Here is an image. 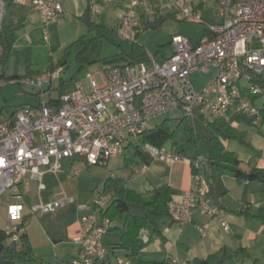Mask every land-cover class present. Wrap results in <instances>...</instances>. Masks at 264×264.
<instances>
[{"label":"built area","instance_id":"built-area-1","mask_svg":"<svg viewBox=\"0 0 264 264\" xmlns=\"http://www.w3.org/2000/svg\"><path fill=\"white\" fill-rule=\"evenodd\" d=\"M65 1L0 0V28L5 8L12 2L40 14L48 41V28L62 19ZM118 1L90 0L91 13L100 14L104 4ZM204 8L212 9L215 23L203 20ZM154 17L198 21L205 24L204 37L193 43L185 35L174 34L170 57L158 61L149 55L148 60L107 67L101 84L95 74H89L88 87L78 80L73 91L62 93L59 103L21 108L0 123V205L8 194L11 200L3 205L11 241L19 242L25 230L22 224L31 190L28 175L40 181L39 201L30 203V215L73 207L76 199L66 192L61 199L45 201V173L61 172V161L66 158L108 166L112 158L139 141L154 117L181 110L192 121L213 116L237 125L234 118L240 115L250 119L264 137V0H127L117 30L137 42L138 26L148 25ZM62 70L59 66L24 81L42 87ZM197 72L211 75L201 89L192 78ZM3 85L0 69V90ZM144 151L169 167L187 160L200 169L199 160L174 150L146 143ZM133 170L138 172V166ZM73 173L79 174V168ZM191 180V186L169 203L172 220L187 224L200 211L218 218L228 230L225 210L213 203L204 174L192 171ZM110 202V193L103 191L94 193L89 204L78 206L85 212L81 218L85 227L73 239L77 251L70 264H107L114 256L105 245L112 222L102 219ZM142 240L150 242L147 229L142 230ZM114 257L117 264H133L129 257ZM169 264L187 262L173 256Z\"/></svg>","mask_w":264,"mask_h":264},{"label":"rangeland","instance_id":"rangeland-1","mask_svg":"<svg viewBox=\"0 0 264 264\" xmlns=\"http://www.w3.org/2000/svg\"><path fill=\"white\" fill-rule=\"evenodd\" d=\"M126 1L120 0L116 3L104 4L100 14H92L90 19L87 20L86 17H83L87 9V3L86 0H81L80 10H71L62 19L49 26L48 41L39 40V43L22 50L21 53H17L12 59L10 57L11 68L20 70L23 68L22 66L27 68L28 63L33 62L34 67H39V70L43 71L47 69L51 61L58 63L63 58L66 59V65L60 74V78L53 80L52 88L49 87V84H44L43 90L39 87V96L42 93L48 94L49 92L53 96H59L60 91L67 92L74 89L77 80L84 81L88 87L87 76L89 74H95L96 80L101 84V73L105 71L107 64L117 58L125 57V53L131 52L133 46L134 39L127 35H120L117 30L123 3ZM14 10L18 14L24 9L18 6ZM8 11L10 10L8 9ZM81 11L83 12L82 14ZM211 12V8L203 9V20L207 23L216 22V17ZM6 19L7 21L10 20L9 14ZM149 21V27L143 23L138 26L136 31L138 33L137 42L145 48L148 55L154 56L158 61H162L173 54L172 35L182 34L190 38L193 43H197L205 34V24L198 21H184L173 17L165 18L162 22L155 17ZM82 38L84 41L78 42ZM94 39L98 41L94 52L95 62L81 67L77 54ZM210 77L211 75L209 74L199 72L194 73L192 76L198 89L204 87ZM62 81L63 84L61 86ZM208 118L210 120L217 119L213 116H208ZM165 120H168L171 128L175 130V138L168 142L164 148L175 152L183 148L187 157H195L196 148L189 143L191 136L188 126L192 123V120L186 118L184 113L179 110L154 117L148 122V126L149 128H155ZM237 127L247 131L246 140L248 142H250L257 131L256 127L246 124H240ZM223 143L228 150L238 153L250 151V148L237 140H224ZM142 147L144 148V145ZM197 147L200 155L196 160H199L200 169L203 173L209 156L207 140H200ZM127 160H131L134 166H138L136 174L146 171L144 165L138 163V158L134 156L131 148L127 147L123 154L112 159L111 167L116 176L132 174L131 168L126 165ZM70 162L71 160L69 159L64 160L62 162L63 168L70 169ZM154 162H156V166L164 163L162 160L154 158L150 165ZM76 166L81 168V172L78 175L62 174L61 172L58 174L45 173L43 183L47 185V194H49V197L44 198L45 201L61 199L62 193L66 192L75 197L76 204L73 207L58 209L46 215H30V204L28 203L25 210L26 221L24 223L26 233L29 235L34 248L36 260L32 261L29 255L20 253L15 260V264H70L73 255L77 251L76 246L73 244V239L77 234H73L70 230L73 225L81 221L82 216L85 214L78 206L89 204L93 199L94 193L103 192L104 179L108 175L109 169L104 165L90 166L80 162ZM156 169L159 170L161 168L156 167ZM167 169L169 168L167 167ZM168 173L169 170L165 172L163 179H168ZM27 180L31 189L29 193L30 202L37 203L39 201L40 181L31 179L30 175L27 176ZM110 197H112L111 194ZM10 200L7 194L2 198V204L0 205V230L3 231L8 230L5 206L3 204ZM109 238L119 242L120 234L119 232L112 233Z\"/></svg>","mask_w":264,"mask_h":264},{"label":"crops","instance_id":"crops-1","mask_svg":"<svg viewBox=\"0 0 264 264\" xmlns=\"http://www.w3.org/2000/svg\"><path fill=\"white\" fill-rule=\"evenodd\" d=\"M89 1L90 0H86L87 6L89 5ZM16 7L18 6L14 5L12 2L8 3L4 15V24H22V27L15 32L16 39L11 59L17 53H21L22 50L39 43V40L45 41L44 27L40 14L23 6L20 7L24 10L17 14L14 10ZM80 8L81 0H66L64 2V15L68 14L71 10H80ZM8 9L10 11H8ZM82 11L81 14L83 13ZM8 14L10 15L9 21L6 19ZM130 61H132V59L125 55V57L113 60L107 64V67L124 64ZM52 63L56 68L62 66L64 69L66 65H60L59 62L55 63L54 61H52ZM33 64V62H30L27 68L26 66H22L23 68L17 70L11 68L10 61L7 63L4 70L5 76L2 77L4 79V85L0 90V123L11 119L15 112L21 108L28 106L37 108L44 102L49 103L54 100L53 104H55L60 100L61 93L59 96H53L50 92L48 93L49 96L45 93L39 96V86L24 81L26 78H36L50 70V65L46 70L40 71L39 67H34ZM60 74L58 77L44 82V84H49V87L52 88L53 80L60 78ZM13 76H19L20 79L13 82ZM76 82L74 89L76 87ZM44 84L40 87L42 90L44 89ZM62 84L63 81L61 82V86ZM74 89L67 92H71ZM67 92L62 91V93ZM249 143L252 146L249 152L238 153L235 151L243 161L241 169L248 170L251 166L264 168V137L256 131V134L252 136ZM115 158L116 157L112 159ZM67 159L71 160L70 169H64L62 165V162ZM112 159L107 166L109 168L107 176L110 175L109 172H112V177H115L116 175L111 167ZM79 162L87 164L84 160L79 158L63 159L61 161V173L76 175L73 173L76 168H79L81 172V168L76 166ZM126 163V165L131 168L132 174L123 176L128 179L127 186L135 191L143 193L168 183L179 192L174 196L178 197L191 186L192 166L187 160H183L173 167H169L165 162L156 166V162H154L152 165L146 166V171L144 173L138 174L134 172V164L131 160H127ZM156 167H160L161 169L158 170ZM167 167L169 169H167ZM167 170H169L167 174L168 179L165 180L163 178ZM223 182L228 190L227 195L223 198V203L227 208L225 215L229 223L228 230L223 228L218 218H213L200 211L194 214L193 222L187 224L174 222L171 217H168L160 223V233H153L151 228L147 229L151 238L150 242L146 244L138 255L130 258L132 263L153 262L156 264H169V258L177 256L186 260L187 264H194L195 259L206 258L210 254L217 253L224 248H230L235 251L243 247L247 250L249 255L243 254L236 256L226 264H264V223L252 216L236 214L230 211L248 208L249 212L253 215L264 213V184L258 181L239 182L232 175L231 170H228L223 176ZM45 186L46 197H49V194H47L48 187L46 184ZM71 196L73 195L71 194ZM212 201L214 203L213 199ZM84 227V223L78 221L73 225L70 232H73L75 235L82 233ZM74 246L76 245L74 244ZM114 256H126V254L122 250H116ZM114 256H111L107 264H117Z\"/></svg>","mask_w":264,"mask_h":264},{"label":"trees","instance_id":"trees-1","mask_svg":"<svg viewBox=\"0 0 264 264\" xmlns=\"http://www.w3.org/2000/svg\"><path fill=\"white\" fill-rule=\"evenodd\" d=\"M92 13L90 6H87L83 17L90 19ZM165 18L159 19L160 22ZM150 23L147 25L149 27ZM22 27V24H3L0 28V69L1 77H4L5 67L11 57L13 47L15 44V32ZM83 38L78 42H83ZM97 39L91 40L84 48L77 54V59L81 67L87 66L95 62L94 52L97 47ZM76 44V43H75ZM125 55L132 59L133 62L137 60H147L149 58L145 48L139 45L138 42H133L131 52ZM60 65L66 64V59H62ZM56 66L50 64V70H54ZM12 79H20L19 76H13ZM62 94V91H60ZM59 103V100L57 101ZM54 100L49 104H53ZM18 111V110H17ZM15 112V114L17 113ZM14 114V116H15ZM13 116V117H14ZM12 117V118H13ZM237 124H246L252 126L250 119L244 116H235ZM190 132V141L195 148L196 160L200 155L198 143L202 139H206L208 143L209 156L205 164L203 172L210 186V197L214 203L221 209L227 210L223 203V198L227 195L228 190L224 185L223 176L228 170H231L232 175L239 182H254L258 181L264 184V168L251 166L248 170L241 169L243 161L239 158L235 151L228 150L224 145V140H237L248 148H252L251 144L246 140V131L241 130L237 125L228 122L223 118L210 120L208 116H198L188 126ZM175 130H173L168 120H165L155 128H148L144 134L139 138V141L131 143L128 147L131 148L135 157L138 158V163L149 166L154 157L144 151L142 145L151 143L159 148L164 147L168 142L174 140ZM179 153L186 156V151L181 148ZM187 157V156H186ZM192 171L197 173L201 169L192 165ZM202 172V171H201ZM127 177L124 176H107L104 179L103 191L112 195L110 205L102 214V219L112 222L111 227L105 236V245L111 254L115 255L116 250L125 252L126 257L138 255L146 246L142 240V230L151 228L153 233H160V223L170 217L169 203L179 192L170 186L168 183L155 187L151 191L138 192L127 186ZM30 204V199L27 197ZM236 214H246L252 216L264 223V213L253 215L248 208L240 210H230ZM26 221V217L24 222ZM23 222L24 232L21 234L19 242L10 240V235L3 230H0V264H15L17 256L21 253L29 255L30 260H36L34 248L26 233V226ZM119 232V242L111 240L110 234ZM151 239V238H150ZM249 255L247 250L243 247L237 250L224 248L217 253L210 254L206 258H197L194 264H226L231 259L240 255ZM139 264H156L153 262H141Z\"/></svg>","mask_w":264,"mask_h":264},{"label":"water","instance_id":"water-1","mask_svg":"<svg viewBox=\"0 0 264 264\" xmlns=\"http://www.w3.org/2000/svg\"><path fill=\"white\" fill-rule=\"evenodd\" d=\"M99 224H101V222H100ZM141 238H142V237H141Z\"/></svg>","mask_w":264,"mask_h":264}]
</instances>
